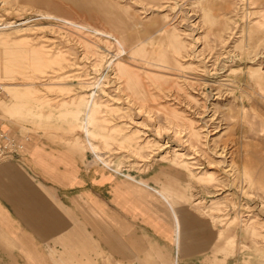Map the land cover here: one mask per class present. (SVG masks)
Wrapping results in <instances>:
<instances>
[{
	"label": "rangeland",
	"instance_id": "1",
	"mask_svg": "<svg viewBox=\"0 0 264 264\" xmlns=\"http://www.w3.org/2000/svg\"><path fill=\"white\" fill-rule=\"evenodd\" d=\"M77 2L0 0V117L108 183L82 264H264V0Z\"/></svg>",
	"mask_w": 264,
	"mask_h": 264
},
{
	"label": "crops",
	"instance_id": "2",
	"mask_svg": "<svg viewBox=\"0 0 264 264\" xmlns=\"http://www.w3.org/2000/svg\"><path fill=\"white\" fill-rule=\"evenodd\" d=\"M88 183L104 189L108 186L100 179L87 182L79 160L63 147L29 142L20 161L0 162V263L47 264L42 254L49 252H64L68 264L85 263L84 246L91 243L86 234ZM147 187L159 197L163 192ZM108 192L92 191L97 197L91 198L96 213L106 209L101 198ZM113 201L118 204V197ZM109 215L118 219V215ZM133 222L127 212L126 228ZM101 226L95 221L94 238L105 236L104 244L116 255L133 252L114 237L115 232L103 231Z\"/></svg>",
	"mask_w": 264,
	"mask_h": 264
},
{
	"label": "built area",
	"instance_id": "3",
	"mask_svg": "<svg viewBox=\"0 0 264 264\" xmlns=\"http://www.w3.org/2000/svg\"><path fill=\"white\" fill-rule=\"evenodd\" d=\"M5 95V87L0 83V99L5 97ZM29 140V136L14 134L6 127V121L0 117V162L7 160L20 161L26 151Z\"/></svg>",
	"mask_w": 264,
	"mask_h": 264
},
{
	"label": "bare ground",
	"instance_id": "4",
	"mask_svg": "<svg viewBox=\"0 0 264 264\" xmlns=\"http://www.w3.org/2000/svg\"><path fill=\"white\" fill-rule=\"evenodd\" d=\"M25 1H32V0H25ZM66 2H69V0H65ZM71 3L75 4L74 6H76L78 8V0H70ZM205 132H206V136H210V132H209V129H208V126L205 125ZM210 142V141H209ZM208 145V144H207ZM221 152V151H220ZM213 153V152H212ZM195 155V154H194ZM219 157V156H218ZM190 159H193V158H190ZM222 166V165H221ZM224 166V165H223ZM209 169H212V168H209ZM221 171V170H220ZM231 183V182H230ZM167 201V200H166Z\"/></svg>",
	"mask_w": 264,
	"mask_h": 264
}]
</instances>
